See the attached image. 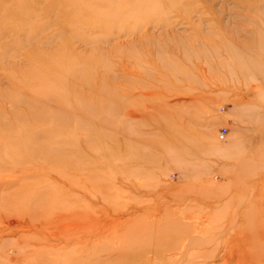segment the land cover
<instances>
[{"label":"rangeland","instance_id":"rangeland-1","mask_svg":"<svg viewBox=\"0 0 264 264\" xmlns=\"http://www.w3.org/2000/svg\"><path fill=\"white\" fill-rule=\"evenodd\" d=\"M0 264H264V0H0Z\"/></svg>","mask_w":264,"mask_h":264}]
</instances>
